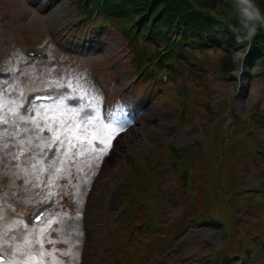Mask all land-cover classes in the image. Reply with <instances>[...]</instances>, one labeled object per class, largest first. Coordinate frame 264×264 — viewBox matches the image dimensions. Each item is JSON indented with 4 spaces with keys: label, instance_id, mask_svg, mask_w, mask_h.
<instances>
[{
    "label": "rangeland",
    "instance_id": "1",
    "mask_svg": "<svg viewBox=\"0 0 264 264\" xmlns=\"http://www.w3.org/2000/svg\"><path fill=\"white\" fill-rule=\"evenodd\" d=\"M80 10L78 0H0V71L12 73L8 79L0 80V100L6 102L2 111L8 114L7 118L10 121L16 119L9 110L17 105L21 106L20 114L29 120L36 116L34 111H23L28 93L55 92L56 101L37 104L51 109L58 105L60 98L79 97L82 90L87 93L85 99L66 100L69 108L84 104V112H98V126L111 123L113 127L121 128L111 138L110 149L99 161L95 159L99 153L88 151L80 156L81 149L77 144L71 150L72 159L62 165L69 140L77 142L78 117L73 113L41 112L40 127L53 126L52 131L45 129L43 132L31 123L19 122L18 138L31 139V144L27 145V159L21 157L16 161L0 153V205L5 210V224L12 220L23 221V225L15 230L17 239L14 243L21 242L26 234L37 239L40 230L47 229L45 250L57 249L55 256L61 264H123L125 253H132L139 264H213L215 261L264 264V217L259 218L255 210L245 208L247 204L256 206L259 192L264 191V186L258 185L264 172V159L258 162L252 159V153H264V82L261 79L248 81L244 75L237 74L238 63L244 61L243 50H231L235 55L234 64L237 63V68L233 67L237 75L231 80L216 73V65L222 57L220 50L210 48L195 52L206 58L203 66L210 73L202 80L207 82V87L196 96L191 86L187 87V109L178 116H181L180 120L188 118V121H181L178 126L176 106L183 96L179 92L177 98L172 92L177 88L178 80L183 78L182 73L177 81L171 79L166 84L174 87L165 94L159 90L151 91V84L136 83L137 71L130 66L126 41L121 33L111 28L103 30L91 50H79L77 44L83 36L94 35L95 25L82 21L76 28L77 19L82 18ZM75 32L78 33L76 46H72ZM223 42L220 39L221 47ZM30 47L43 48L50 52V57H26L24 49ZM153 51V48L149 49V52ZM238 77L241 78L240 88ZM69 82L73 88H79L73 91L67 86ZM72 101H79V104L72 107L69 105ZM219 101L221 106L217 110L214 105ZM103 103H107L106 111H103ZM230 110L235 114L231 115ZM105 113L113 117L108 122L103 119ZM203 114H214V119L206 123L202 133V124L206 121ZM232 119L240 127L235 129L244 126V133H237L235 139L243 140L230 146L233 145L235 151H245V156L241 159L232 155L223 160L221 168L230 183L221 185L214 181L216 173L210 156L218 148L223 147L224 151L225 145L220 144L222 129L226 130ZM135 121L139 123L136 130L131 131ZM4 127L0 125V131ZM24 128L29 131L24 132ZM57 130L65 145L51 163L44 164L43 158L46 159L52 150L49 145L52 146ZM65 130L66 135L63 134ZM8 131H13L11 125ZM88 132V139H92L95 129L89 128ZM249 136L262 143H253L255 139ZM194 138L209 143L204 149L195 144L186 145V148L198 155L207 151V156L196 158L192 166H187L184 174L190 176V184L172 193L169 185L176 180L175 171L168 162L156 158V154L161 148L167 149V145L185 146ZM104 140L109 142L106 133ZM96 147L102 145L97 143ZM8 151L19 152V147ZM236 159L235 167L227 170ZM32 164H36L35 169ZM181 166L178 165L179 171ZM61 167L64 169L59 174L61 178L49 186V180ZM21 168H27L30 175L24 176ZM41 169H44L42 174ZM150 174H159L162 178L167 175L168 179L160 185V178L153 181ZM37 175H41L39 181ZM26 179L30 183L25 184ZM234 182L243 185L240 191L250 194L246 201H239V207L232 203L236 193ZM35 184L39 187H34ZM50 192L55 193L51 198L56 200L57 207L39 224L25 229V218L50 198ZM261 199L264 203L263 196ZM53 220L57 223L49 229V221ZM192 220L201 223L188 225ZM135 224L150 228V233H136L137 238L130 240L126 232L131 228L130 235ZM11 236L12 233L9 239ZM49 239L55 240V245L47 243ZM35 248L38 250L39 245ZM12 251L7 246L3 249L9 260L13 258ZM45 259L50 262L52 258Z\"/></svg>",
    "mask_w": 264,
    "mask_h": 264
},
{
    "label": "trees",
    "instance_id": "2",
    "mask_svg": "<svg viewBox=\"0 0 264 264\" xmlns=\"http://www.w3.org/2000/svg\"><path fill=\"white\" fill-rule=\"evenodd\" d=\"M79 1L81 3L83 0ZM254 3L259 8L261 14L264 15V0H254ZM81 7L84 9L83 12L87 15L89 21L105 19L113 28L119 30L127 38L132 61L137 67H140L144 63L153 65L154 68L161 67L162 63L156 64L154 61V57L161 50L160 46L164 47L165 50L167 49L168 54L166 57L178 60L179 70L173 71L176 75V80L177 77L181 76V73L184 74L182 75L183 78L178 80L177 88L172 92L177 98L179 92L183 96L181 102L176 106L177 116L178 114H182L181 111L187 109L185 105V101H187V87L191 86L195 93L194 96L197 95L198 91L200 94L207 87V82L202 80V78L209 72L203 66L194 67L187 65L184 54H173L172 49L168 51V48L171 47V39L168 37V34L172 29L178 28L180 31H183L182 36L184 40H187L192 46L189 49L181 46L183 53L192 54V52H195V48L200 49L199 51H204L203 46L193 42L194 37L210 42L212 50H220L222 57L216 67L222 69L224 72L231 74V70L234 67L231 50L235 45H240V43L250 46L248 61L259 64L264 68V24L258 25L256 34L250 40L242 39V42H237V36L243 37L244 33L232 30L239 27L234 0H85L84 4H81ZM151 17H155V21L151 27V37L145 39L142 35V29L147 28ZM131 25L139 27L140 32L137 35H134V29H132ZM218 39L224 40V47L219 45ZM150 48L154 49L151 53L149 52ZM145 70V79L150 80L153 78L152 70L148 68ZM154 70L156 71V69ZM197 85L199 88L196 87ZM203 103L209 106L207 102ZM216 108L218 110L219 107ZM230 112L231 115L235 114L233 110H230ZM180 117L178 116L179 121H181ZM243 127L235 129L240 127L237 126V123L235 125L232 119L230 124H227L226 130L222 129L220 144L225 145L224 151L223 147H221L211 154L213 171L216 173L214 181H219L221 185H228L230 183L227 179V173L221 168L224 165L223 160L232 155H237L241 159L245 156V151H235L234 146H230V144L239 142L233 140L231 136L237 132H243ZM167 147L168 150L161 148V152L168 151L166 156L175 168H178V165H182L181 170L178 171L175 183L181 184V186L190 184V176L184 174L185 169H188L187 166H192L196 158L200 159L204 156V153L198 155V152H192L189 147L180 148L169 145ZM252 157L254 162L264 159L262 155L254 153H252ZM178 161H180L179 164ZM237 162L238 159L231 161L227 170L234 168ZM263 174L264 172H262ZM193 183H195L194 180ZM234 183V186L241 185V183ZM261 185L264 186V180L261 181ZM262 196L264 197V193L261 194ZM241 199L245 198L243 196L236 197L233 204ZM261 200L257 204L260 207V218L264 217V203ZM136 263L137 260L133 257L128 264Z\"/></svg>",
    "mask_w": 264,
    "mask_h": 264
},
{
    "label": "snow or ice",
    "instance_id": "3",
    "mask_svg": "<svg viewBox=\"0 0 264 264\" xmlns=\"http://www.w3.org/2000/svg\"><path fill=\"white\" fill-rule=\"evenodd\" d=\"M69 88H72L73 91H76L77 88H73L71 82L67 85ZM87 93L81 90V94L79 97L67 95L59 99L58 105H55L53 108L49 109L43 105L37 106L35 102H33L32 108L28 109V111H34L36 113L35 117H32L30 120L24 115H21L19 112L20 105H17L16 107L9 110V113L16 117L15 120L10 121L7 118L8 114L3 113V109L6 107V102H3L0 100V125L5 126L2 131H0V153H4L5 155H8L11 157V159L19 161L21 157H25L27 159V153L29 152V148L27 145L31 144V139L25 140V139H19L20 131L19 129V122H23L25 124L31 123L34 125L39 131L43 132L45 129L48 131L53 130L52 124H46L45 127H40L39 124V118L41 112H47V111H53V112H64V113H73L78 117V120L76 122V133H77V142H73L69 140L68 142V150L64 153L65 155V161H62L65 163L67 160L72 159V148L77 147V144L79 145L81 151L79 152L80 156H83L85 152L91 151L94 153H99L96 155L95 159L96 161H99V159L107 154L108 149L111 147L110 140L112 137L115 136L116 133H118L121 128L119 126L113 127L111 123L105 124L102 127L97 125V121H99V114L95 110L91 114L85 113V105L81 104L78 108H69L65 101L71 100V99H80L83 101L86 97ZM51 97H37L36 100H50ZM81 113H84L81 115ZM55 117H53V120ZM11 125L13 128V131H8V126ZM60 127H63V121L60 122ZM93 128L95 129V132L93 134L92 139H88V129ZM24 132L29 131L28 128L23 129ZM67 130L63 134L66 135ZM105 133L108 136V143H105L104 135ZM11 142V143H9ZM58 142V146L56 148V152H59L60 149H62L65 145V140L62 138V134L59 130H57L53 135V143ZM99 143L102 145V147L97 148L96 145ZM87 145V147H85ZM19 147V152L15 151H8L11 149H16ZM52 146L49 145V150H51ZM91 163V161H89ZM17 167L19 168V164H17ZM32 168H36V164H32ZM63 167L57 168L56 173L57 175L52 177L49 180V186H52L56 180L60 179V173L63 172ZM78 171L80 169H77ZM20 171L24 174V176H29L30 172L27 168H21ZM41 174L43 173L44 169H41ZM41 179V175L36 176V180L39 181ZM30 183L29 180H25V184ZM85 183H87V180H85ZM34 187H39V184L33 185ZM55 193L50 192L49 197L54 196ZM2 199V197H0ZM4 208L2 205H0V254H2L4 247H10L12 248V256L13 258L7 261H0V264H61L60 261L57 260L55 256V252L57 249L53 248L51 252H48L45 250L44 244H45V236L48 234L47 229H41L39 237L37 239H33L31 234H26L21 242L14 243L17 239L15 235V230L20 226L23 225V221L20 220H12L9 223L5 224V215H4ZM43 219V215L38 216L36 218L37 222ZM57 223V221H49L48 228H51V225ZM25 229H27V225H24ZM12 233L11 238L9 239V234ZM47 243L55 245V240H47ZM39 245V249L37 250L35 248V245ZM66 253H62L64 255ZM46 257H51L50 262H46Z\"/></svg>",
    "mask_w": 264,
    "mask_h": 264
},
{
    "label": "clouds",
    "instance_id": "4",
    "mask_svg": "<svg viewBox=\"0 0 264 264\" xmlns=\"http://www.w3.org/2000/svg\"><path fill=\"white\" fill-rule=\"evenodd\" d=\"M234 3L239 27L232 30L244 33L243 37L237 36V42H242V39L250 40L256 34L258 25L264 24V15L261 14L254 0H234Z\"/></svg>",
    "mask_w": 264,
    "mask_h": 264
},
{
    "label": "bare ground",
    "instance_id": "5",
    "mask_svg": "<svg viewBox=\"0 0 264 264\" xmlns=\"http://www.w3.org/2000/svg\"><path fill=\"white\" fill-rule=\"evenodd\" d=\"M137 123H139V121H135V123L130 127L131 131H135L136 130ZM130 129L128 131H130ZM137 130H139L140 132H142L141 128H139V127H137Z\"/></svg>",
    "mask_w": 264,
    "mask_h": 264
}]
</instances>
